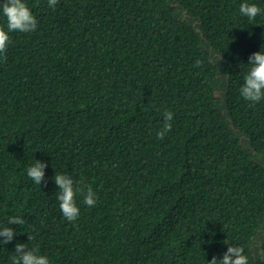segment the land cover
Returning a JSON list of instances; mask_svg holds the SVG:
<instances>
[{
  "label": "trees",
  "instance_id": "16d2710c",
  "mask_svg": "<svg viewBox=\"0 0 264 264\" xmlns=\"http://www.w3.org/2000/svg\"><path fill=\"white\" fill-rule=\"evenodd\" d=\"M25 3L38 27L0 53V227L15 232L0 264L17 243L50 264H208L230 245L264 264V99L240 92L264 0ZM56 173L96 193L75 221Z\"/></svg>",
  "mask_w": 264,
  "mask_h": 264
},
{
  "label": "clouds",
  "instance_id": "9594fccd",
  "mask_svg": "<svg viewBox=\"0 0 264 264\" xmlns=\"http://www.w3.org/2000/svg\"><path fill=\"white\" fill-rule=\"evenodd\" d=\"M57 2L58 0H48L49 7L54 8ZM0 10H2L3 16L6 17V24H0V53H5L11 41L10 33L33 32L38 27V20L25 3V0H3V3L0 4ZM239 12L249 19H255L262 12V9L255 3H242ZM220 59L222 60L223 57ZM199 63L197 61V66H199ZM248 65H250V68L244 76V84L240 92L245 100L256 103L264 99V46H262L261 51L251 54ZM163 115L165 122L156 134L159 139H163L172 130L173 113L166 111ZM46 167V163L36 160V163L27 169V175L36 184L41 185V181L45 177ZM53 179L59 190L57 199L60 202V210L67 220L75 221L79 216L80 208L76 200L78 194L84 195L83 202L87 206L92 207L95 205L96 193L91 187H88L85 191L81 182L71 178L69 174L56 173ZM8 223L10 225H21L24 221L20 217L13 216ZM14 237L13 228L0 227V242L8 244ZM30 239L32 238L29 237ZM14 252L15 255L12 257L11 264H50L48 256L40 254L37 247L29 248L27 244L17 243ZM208 264H248V258L245 255L244 248L230 245L223 254L222 260H218L214 256L211 261H208Z\"/></svg>",
  "mask_w": 264,
  "mask_h": 264
}]
</instances>
